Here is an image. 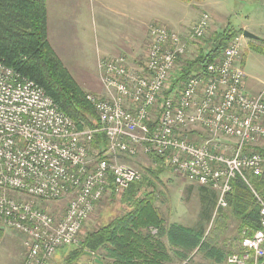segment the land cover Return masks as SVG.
<instances>
[{"label":"built area","instance_id":"built-area-1","mask_svg":"<svg viewBox=\"0 0 264 264\" xmlns=\"http://www.w3.org/2000/svg\"><path fill=\"white\" fill-rule=\"evenodd\" d=\"M208 20L202 14L187 40L203 38ZM147 37L139 68L128 67L123 56L98 60L102 92L85 95L98 130H78L39 85L0 62V222L22 236V264H50L60 249L77 245L95 205L141 179L121 159L162 160L172 174L214 191L215 211L227 207L233 179L248 184V175H261L264 97L245 92L242 36L172 91L187 40L159 25H150ZM97 131L106 140L101 153L91 145ZM62 199L59 217L32 202ZM257 201L259 229L241 238V252L227 264H264V200Z\"/></svg>","mask_w":264,"mask_h":264},{"label":"trees","instance_id":"trees-1","mask_svg":"<svg viewBox=\"0 0 264 264\" xmlns=\"http://www.w3.org/2000/svg\"><path fill=\"white\" fill-rule=\"evenodd\" d=\"M239 35L241 30L227 26L220 33L201 38L192 60L179 58L180 68L171 91L180 89L188 76L203 72L218 61ZM0 62L39 85L78 130L100 128L94 109L85 98L86 93L49 44L45 0H0ZM91 145L101 153L106 146L104 134L97 131ZM150 159L155 168L146 169L145 175L120 196L121 204L127 209L108 223L83 234L77 247L63 248L61 264H79L88 253L101 254L99 264H172V256L187 260L195 251L213 259L212 264H223L226 253L214 248L210 244L212 240L204 239L201 220L204 224L209 222L216 212V224L230 217L238 220L239 235L244 233L250 237L259 229L257 197L264 200V169L260 176L248 175V184L240 177L233 179L231 191L225 196L227 207L217 211V194L199 186L200 219L194 228H188L166 225L154 206L156 197L152 192H144L149 186L155 188L159 176L168 169L162 160L152 156ZM140 191L142 194L138 196ZM2 235L0 226V239Z\"/></svg>","mask_w":264,"mask_h":264},{"label":"rangeland","instance_id":"rangeland-1","mask_svg":"<svg viewBox=\"0 0 264 264\" xmlns=\"http://www.w3.org/2000/svg\"><path fill=\"white\" fill-rule=\"evenodd\" d=\"M153 1L155 4L153 13H161L157 18L161 21L160 23L162 25H160L158 21L154 24L151 22L141 27L139 31L140 33L144 32L143 42L145 40L143 46L141 45L140 47L141 53H139L136 46L137 49L133 54L134 59H128L124 55H120L125 57L127 63H129L128 67L131 66L130 68L134 69V67L139 68L143 65L148 43L147 32L150 25H159L169 30L176 31L183 39L187 40L193 25L202 14H207L209 17V27L203 38H207L214 33H220L227 26L233 30H241V36L242 31H247L255 36L253 39H247L242 36L241 63L247 75L245 88L247 85L248 90L258 91L259 93L257 94L263 93L264 97V0ZM45 2L47 6V29L50 46L55 49L71 76L75 78V75L85 76L91 80L93 88L98 89V82L96 86V81L94 80L95 70L90 67V65L87 70H79L78 67L75 68V58L76 56L78 58L87 57L88 60L92 53H96V47H100L104 42H107L114 35V31L116 35L123 37L121 30L115 29L114 25L118 22V18L113 8H118V4L112 2L109 8L110 10H105L100 0H45ZM134 5L135 3L130 6ZM162 9L165 10L164 13ZM169 21L173 24H167ZM136 37H131V40L136 39ZM202 40H187V53L182 59L192 60L196 56L198 50L197 46ZM179 68L180 62L177 70H179ZM77 83L81 89L87 93V90L82 87V84L78 80ZM172 83L173 79L171 80V85ZM248 90V94L257 95L254 93L251 94ZM94 91L98 90H92L89 91V93H94ZM191 131H193L194 135H197L195 129ZM188 135L190 139L192 138L195 140L196 136H193L190 132ZM93 154L95 153L93 152ZM120 161H122L123 164L137 169L142 177L145 175L146 169L155 168L151 159L141 154L133 158L121 159ZM198 189V185L188 182L181 176L172 174L169 169H167L159 176V182L155 188L153 187L152 189V187L149 186L145 191L143 189L142 192H152L154 194L156 197L154 206L166 225L179 224L184 227L194 228L200 219ZM142 192L140 191L138 196H140ZM121 194L123 193L116 191L113 193L111 192L95 205L93 211L85 221L80 233L79 243L72 247H77L80 244L83 234L98 228L101 224L108 223L112 218L121 215L127 209L125 205L121 204ZM10 195L20 200H30V198L18 196L15 193H11ZM32 202L42 207L51 215L59 217L62 211H64L67 200L62 199L49 203L39 200ZM215 214L216 212H213L211 219L205 224L203 220L200 221V223L204 225V239L206 238L207 242L209 241L208 239L212 240L210 244L214 248L220 249L226 254L228 253V256L239 254L241 252V238L245 235L242 236L238 233V220L230 217L228 220H218V224H216V221L214 222L216 217ZM215 220H217V218ZM0 226L3 232L0 239V264H13L14 261L19 259L21 253V239L18 233L2 225L1 222ZM152 233L154 234L155 232ZM70 248L71 247L68 249ZM61 250L63 249H60L52 259V261L55 260L56 264H61L63 258V255L61 256ZM99 255L88 253L87 257L79 264H98L100 261ZM52 261L50 264H52ZM211 262L212 260L206 258L203 252L195 251L193 254L189 255L187 260H178L172 264H212ZM225 264H227L226 261Z\"/></svg>","mask_w":264,"mask_h":264},{"label":"crops","instance_id":"crops-1","mask_svg":"<svg viewBox=\"0 0 264 264\" xmlns=\"http://www.w3.org/2000/svg\"><path fill=\"white\" fill-rule=\"evenodd\" d=\"M100 1H101L102 7L105 10H110L109 8L111 7L110 5L112 2H115L118 4V6H119L118 8H113V10L116 12L115 14L118 18L117 19L118 22H116L114 25H115V29L121 30L123 37H119V35H116L114 33L115 32L114 31L113 32L114 35L107 42H104L100 47H96V53H94V54L92 53L90 58H88V60H87V57L86 58H78L76 56L75 68L78 67L79 70H87L88 66L90 65V67H92L95 70L94 80L96 81V86H97V82H98V85H99L98 89L93 88L92 82L89 78H87L85 76H77V75H75L76 76V78H75L74 76H72L74 78V80L76 81V83L78 80L82 84V87H84L87 90V93H89V91H92V90H98V91H94V93H101L102 92L101 85H100L99 78H98V72H97V68H96L98 60L101 58H104V57L113 58V57H118L120 55H124L128 59H134L133 54L135 53V50L138 48L137 50H139V53H141L140 47H141V45L143 46V44L145 43V40L143 42L144 32L140 33L139 30L141 29L142 26L144 27L151 22L153 24L158 22L159 20H158L157 16H160L159 14H161V13H156V14L153 13L154 6H155L153 0H100ZM133 3H135V5L130 6ZM164 12H165V10H163V13ZM160 22L161 21H159L158 23H160ZM167 24L172 25L173 23H170V21H169ZM160 25H162V24L160 23ZM126 29H131V30H126ZM136 36H139V37H136ZM131 37H136V39L131 40ZM141 37H142V39H141ZM83 44H84V42H83ZM86 44H89V43H86ZM136 46H137V48H136ZM54 51H55V49H54ZM56 54H57V52H56ZM59 59L61 60L60 57H59ZM241 66H242V63H241ZM244 73H245V71H244ZM246 79H247V75L245 73L244 86L246 84ZM245 90H246L245 92H247V90H248L247 85H246ZM248 91L251 94L259 93L258 91H250V90H248ZM19 237L21 239V246H20L21 247V253H20L19 259L14 261L13 264H22L23 259H24V255H25L24 247L22 245V236L19 235ZM225 255L227 257L228 253ZM172 260H173V263L178 261V259L176 257H173V256H172ZM211 260H213V259H211ZM225 261H226V259H225ZM52 264H56L55 260L52 261ZM98 264H99V262H98ZM224 264H225V262H224Z\"/></svg>","mask_w":264,"mask_h":264},{"label":"water","instance_id":"water-1","mask_svg":"<svg viewBox=\"0 0 264 264\" xmlns=\"http://www.w3.org/2000/svg\"><path fill=\"white\" fill-rule=\"evenodd\" d=\"M242 36H243L244 38H247V39H253V38H255V36H253L252 34H250V33L247 32V31H242Z\"/></svg>","mask_w":264,"mask_h":264},{"label":"bare ground","instance_id":"bare-ground-1","mask_svg":"<svg viewBox=\"0 0 264 264\" xmlns=\"http://www.w3.org/2000/svg\"><path fill=\"white\" fill-rule=\"evenodd\" d=\"M55 257V256H54Z\"/></svg>","mask_w":264,"mask_h":264}]
</instances>
